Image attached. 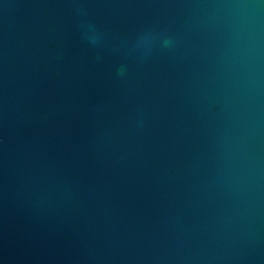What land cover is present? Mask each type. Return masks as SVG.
<instances>
[{
  "label": "water",
  "instance_id": "1",
  "mask_svg": "<svg viewBox=\"0 0 264 264\" xmlns=\"http://www.w3.org/2000/svg\"><path fill=\"white\" fill-rule=\"evenodd\" d=\"M0 264H264V0H0Z\"/></svg>",
  "mask_w": 264,
  "mask_h": 264
}]
</instances>
